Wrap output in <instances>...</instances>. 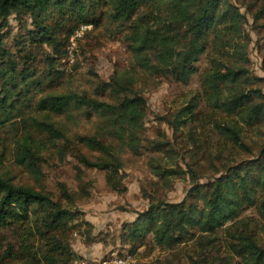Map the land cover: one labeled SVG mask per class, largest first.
I'll list each match as a JSON object with an SVG mask.
<instances>
[{
	"label": "trees",
	"instance_id": "16d2710c",
	"mask_svg": "<svg viewBox=\"0 0 264 264\" xmlns=\"http://www.w3.org/2000/svg\"><path fill=\"white\" fill-rule=\"evenodd\" d=\"M149 12L158 20L146 19ZM253 14L264 38V0H259ZM12 15L22 24V32L10 46L0 32V140L15 137V160L38 183L43 174L41 153L55 148L64 157L69 144L99 152L94 159L82 148L75 150L86 167L105 170L116 190L119 183L115 178L122 165L115 148L97 137L73 136V129L64 122L78 125L82 119L97 117L100 130L128 140L136 152L135 145L145 129L147 102L130 89L131 79L118 76L110 82L92 81L90 92L71 87L60 62L75 32L82 25L110 30L111 26L127 24L136 29L126 37L137 68L187 83L198 71L196 62L212 40L222 46L226 29L238 30L246 22L231 0H0L1 26L7 27ZM261 80L248 67L222 63L204 77L203 87L213 108L253 125L264 120ZM106 94L109 100L103 99ZM217 127L250 153L251 159L223 162L218 154L225 163H221L218 177L195 182L182 201L157 198L151 202L122 228V238L133 249L144 245L149 236L157 245L173 248L196 233L224 228L232 238V251L243 264H264V242L255 230L248 225L237 229L227 226L249 207L256 206L264 218V144L255 155L237 124L218 123ZM158 174L168 178V174ZM64 193L69 197L67 191ZM76 214L44 184L19 183L0 168V231L15 228L19 240L5 245L0 233V264H73L80 257L72 248L74 233L79 234L76 230L80 227L75 223Z\"/></svg>",
	"mask_w": 264,
	"mask_h": 264
},
{
	"label": "rangeland",
	"instance_id": "374dc122",
	"mask_svg": "<svg viewBox=\"0 0 264 264\" xmlns=\"http://www.w3.org/2000/svg\"><path fill=\"white\" fill-rule=\"evenodd\" d=\"M231 1L246 16V22L238 30L226 29L222 46L212 40L209 49L196 62L198 71L187 83L137 68L126 37L136 29H130L127 24L111 26L110 30L88 25L81 35L71 39L67 55L60 62L64 79L71 87L90 92L92 81L110 82L113 76H118L131 79L130 89L144 96L147 102L145 129L135 145L136 152L127 144L128 140L122 141L118 135L100 130L97 117L82 119L78 125L64 122L73 129L70 132L73 136L77 133L97 137L115 148L122 165L115 178L119 189L109 184L105 170L86 167L75 150L82 148L86 156L94 159L101 155L99 152L69 144L64 149V157L55 148L41 153L39 165L43 174L38 183L15 160V137L0 140V153H5L1 156L2 172L19 183L36 187L44 184L54 198L61 199L66 208L77 213L75 223L80 225L76 230L79 236L72 240V248L78 255L99 257L118 251L121 256H130L131 264H243L242 258L232 251V238L224 228L215 233H196L192 239L173 248L161 247L149 236L144 245L133 249L122 238L124 223L134 221L155 199L182 201L195 182L204 183L218 177L223 162L251 159L250 153L235 145L217 127L218 123L237 124L244 142L255 155L264 144V120L252 125L221 108H213L203 87L206 75L222 63H228L250 68L262 79L259 85L264 90V50L261 49L264 38L253 14L259 0ZM146 19L158 20L150 12ZM1 25L0 22V32L6 35L7 45L17 43L22 32L18 18L12 15L7 27ZM110 98L109 94L103 97ZM158 173L168 174V178ZM232 225L235 229L248 225L264 242V218L256 206L247 208L235 222L227 224ZM0 233L5 245L19 243L15 228H4Z\"/></svg>",
	"mask_w": 264,
	"mask_h": 264
},
{
	"label": "built area",
	"instance_id": "2783aa9c",
	"mask_svg": "<svg viewBox=\"0 0 264 264\" xmlns=\"http://www.w3.org/2000/svg\"><path fill=\"white\" fill-rule=\"evenodd\" d=\"M88 28V25H82L76 32L75 36L81 35V32ZM78 233H74L75 239L78 238ZM73 264H131V257L124 255L121 256L118 251H111L105 256H91L84 255L76 258Z\"/></svg>",
	"mask_w": 264,
	"mask_h": 264
}]
</instances>
